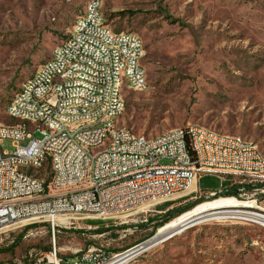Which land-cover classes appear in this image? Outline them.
Wrapping results in <instances>:
<instances>
[{"label": "rangeland", "instance_id": "1", "mask_svg": "<svg viewBox=\"0 0 264 264\" xmlns=\"http://www.w3.org/2000/svg\"><path fill=\"white\" fill-rule=\"evenodd\" d=\"M88 1L0 0L1 122L14 123L5 113L11 99L65 41ZM100 1L108 25L138 35L144 48L146 88L121 87L125 109L116 125L157 136L195 124L240 135L264 154V0ZM33 136L41 137L38 132ZM1 148L13 149L10 140ZM222 177L228 188L238 180ZM238 194L209 196L198 187L164 211L157 206L147 213V221H141V215L123 224L78 219L56 233V247L70 260L76 249L89 246L117 253L154 237L162 226L154 231L152 223L161 222L167 210L198 200L203 201L167 223L219 198L264 209V192L251 195L249 189H238ZM236 207L228 209L241 211ZM36 225L22 222L0 231V248L19 241L12 253H0V264L45 261L43 248L51 245L52 237L45 223ZM99 229L105 231L96 233ZM128 264H264V225L235 217L207 220L148 247Z\"/></svg>", "mask_w": 264, "mask_h": 264}, {"label": "built area", "instance_id": "2", "mask_svg": "<svg viewBox=\"0 0 264 264\" xmlns=\"http://www.w3.org/2000/svg\"><path fill=\"white\" fill-rule=\"evenodd\" d=\"M96 2L80 15V21H73L71 42L56 56V65L36 73L29 90L5 110L11 120L20 112H28V119L21 125L0 121V231L22 222L45 223L52 242L42 264H128L148 249L146 241L117 253L94 246L76 249L70 260L61 256L55 235L78 219L123 224L130 216L141 215V221H147V213L157 206L196 193L198 179L207 174L223 180V175L234 176L238 180L233 182L242 189L249 187L251 195L264 192L261 149L255 142H242L240 135L234 140L216 138L208 128L188 124L148 146V136L133 141L127 127L113 134L112 126L100 125L102 116L125 105L124 99H118L123 90L118 89V69H126L131 81L140 85L144 72L137 69V55L142 53L138 35L107 37V20L98 24L93 15ZM119 55H126V62H119ZM54 74H64L65 82L56 83L54 97L34 103L32 93H43ZM82 104H89V111H82ZM84 114H96L97 123L84 122ZM32 117H40L41 126L28 127ZM71 119H81V126H71ZM35 132L41 137H34ZM100 138H109L103 156L83 154L73 147V140L98 142ZM4 140H10L11 152L1 148ZM43 151L58 152V159L51 162V177H43V168H37ZM86 168L94 170L90 185L59 192L61 182L82 179ZM236 208L264 216L258 206Z\"/></svg>", "mask_w": 264, "mask_h": 264}, {"label": "bare ground", "instance_id": "3", "mask_svg": "<svg viewBox=\"0 0 264 264\" xmlns=\"http://www.w3.org/2000/svg\"><path fill=\"white\" fill-rule=\"evenodd\" d=\"M97 1V2H96ZM96 2L95 7H93V15L96 18L98 24H105V17L102 12V3L100 0H89L85 11H89L91 6ZM75 21H80V16L76 18ZM105 33L107 37L111 38H126L127 34L130 36H137L135 34L125 32V31H115L109 25H105ZM71 42V35L65 38V41L58 47L53 50V53L48 61L42 64L37 71L27 79L17 91V93L11 99L6 110H10L17 100H20L21 95L29 90V86L32 82H35V74L42 72L44 69L53 67L56 65V56H59V52L67 50V43ZM139 49L142 53L137 55V69L143 71V85H140L139 82L131 81L130 76L126 69H118V89H121L123 85H126L131 90H144L146 88V73L145 69L141 64L144 48L142 40L138 37ZM119 62H126V55H119ZM65 75L64 74H54L53 83H49L47 88L43 90V93H32V100L34 103L46 102V98L54 97L56 94V83H64ZM118 99H123L121 91L118 92ZM125 109L123 107H117V110H110V114L102 116L100 118L101 126H112L113 134H121V126L115 124V119L120 117ZM82 111H89V104H82ZM14 123L12 125H21L24 121L28 119V112H20L15 118H12ZM84 122L89 124L97 123L96 114H84ZM41 126L40 117H32L28 120V127H38ZM71 126H81V119H71ZM192 128H206L200 125L191 124ZM177 128L170 129L157 136H148V146H155L157 144L158 137L172 135L177 133ZM132 140L141 141L146 136L141 134H136L133 131ZM208 133L216 135V138H227V140H234V138H239V135L231 134H222L214 130L208 129ZM240 139L244 143H254L244 137L240 136ZM73 147H79L80 151L83 154H92V156H103L108 153L109 150V138H100L98 142H83V140H73ZM260 158L264 160V154L260 150ZM52 159H58V152L43 151V160H37V168H43V177H51V162ZM92 178H94L93 168H86V172L82 175V179H75L71 181L61 182L59 184V192H68V190H79L83 189L84 185H90L92 183ZM242 205L240 202L231 199V198H219L212 202H209L206 205H199L191 212L185 213L169 223L162 226L156 235L150 240H146V247H150L159 243L162 240H166L176 234L181 233L193 226H196L207 220H214L218 218H238L243 220H252L264 225V216L257 213H246L244 211H234L228 209L230 207H235ZM227 208V209H223ZM219 209H222L218 211ZM236 215V216H235ZM143 243V242H142ZM119 259L117 260V262Z\"/></svg>", "mask_w": 264, "mask_h": 264}, {"label": "trees", "instance_id": "4", "mask_svg": "<svg viewBox=\"0 0 264 264\" xmlns=\"http://www.w3.org/2000/svg\"><path fill=\"white\" fill-rule=\"evenodd\" d=\"M202 185L203 184H201V182H199V187L200 188L203 187ZM241 187L242 186H239L238 184H235V185H232L230 188H228V189H230L228 192H217L216 195L238 196L239 195L238 194V189H242ZM243 189L246 190V189H249V187L245 186V187H243ZM198 201H203V200H198ZM198 201L193 202V203H189V204H187V205H185L183 207L174 208L172 210H167L165 212V214L163 215L162 221L155 224L154 231L157 228H159V227L163 226L164 224H166L170 219L174 218L175 216H177V215L181 214L182 212H184L185 210L189 209L192 205H194ZM171 203H173V202H166V203H163V204L159 205L158 206L159 207L158 210H160V211L166 210L170 206ZM103 231H105V230L99 229V230H97L96 233H102ZM18 243H19L18 240L17 241H15V240L12 241V243L9 246H7L6 248H0V253H12L14 248H15V246H17ZM48 249H49V247L43 248L44 251H47Z\"/></svg>", "mask_w": 264, "mask_h": 264}, {"label": "crops", "instance_id": "5", "mask_svg": "<svg viewBox=\"0 0 264 264\" xmlns=\"http://www.w3.org/2000/svg\"><path fill=\"white\" fill-rule=\"evenodd\" d=\"M87 4V3H86ZM86 7V6H85ZM199 182L203 184V187H199ZM226 180L222 181L220 178L213 174H207L202 177H200L197 181V188L199 187L200 190L210 193V192H220L221 190H225L228 188V185L226 184ZM264 210V209H263Z\"/></svg>", "mask_w": 264, "mask_h": 264}]
</instances>
